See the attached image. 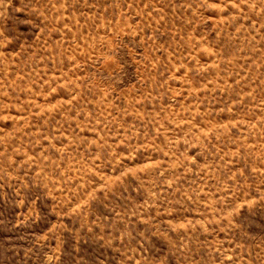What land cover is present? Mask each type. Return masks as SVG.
<instances>
[{"label": "rangeland", "instance_id": "1", "mask_svg": "<svg viewBox=\"0 0 264 264\" xmlns=\"http://www.w3.org/2000/svg\"><path fill=\"white\" fill-rule=\"evenodd\" d=\"M0 264H264V0H0Z\"/></svg>", "mask_w": 264, "mask_h": 264}]
</instances>
